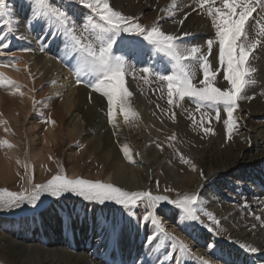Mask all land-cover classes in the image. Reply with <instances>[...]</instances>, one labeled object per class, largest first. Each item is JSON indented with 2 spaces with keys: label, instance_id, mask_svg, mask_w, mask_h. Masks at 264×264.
Here are the masks:
<instances>
[{
  "label": "rangeland",
  "instance_id": "374dc122",
  "mask_svg": "<svg viewBox=\"0 0 264 264\" xmlns=\"http://www.w3.org/2000/svg\"><path fill=\"white\" fill-rule=\"evenodd\" d=\"M6 2L9 5L12 26L15 31L12 33L8 32V28L6 26L8 17H5L3 20H0V38L5 36L8 37V42L4 40V43L9 44V48L5 50V54L10 53V55H6V57L11 58L14 54L16 60L14 61L15 68L11 66L3 68L10 71H17L18 69L19 72L22 71V69L24 71L26 69V82L18 83L22 85L25 83L24 86L26 87H29L28 85L31 84L32 87L30 89H35V91H32L35 94V101L41 102L35 105V109L32 107V111L35 112V116L27 117L33 121V129H28L29 126L22 117H18V122L14 123V128L13 130L11 129L9 133L4 132L3 130L1 131L2 128H0V140H6L13 145L11 148L6 145H0V158L11 159V161H13L12 163H14L12 169L15 173L14 177H12L9 182L3 183L0 181V189H7L11 192H19L25 187H31V185L27 183V177L25 176V165H28L26 163L27 146L32 145L35 149H42L44 147V136L46 134L45 129L48 125H53V123H48L47 121L51 119L55 122V120L51 118L50 114H52L54 107L60 102V98L48 94V91H46L48 87L47 84L44 85L43 82H38L30 78L31 75L28 63L25 62L22 57V54L25 53L22 49L28 47L18 46L11 48L13 39L20 34H24L31 38L29 47L35 50L33 52L42 53L39 49L43 39L35 37L34 33L36 26L41 23H32L30 21L31 0H6ZM171 2L172 0H110V4L115 8V10L120 11L126 16L138 17L139 22L145 26H151L153 23L159 22L162 30L167 33L175 35H182L183 32L190 33V35L184 37V39L190 41L192 44L204 46L203 50L207 51L205 41L214 36V29L211 26V19L206 15V11H201L199 8L198 0H178V7L172 16L160 11L162 8L170 5ZM55 3L67 8L68 11L76 17V22L78 24L88 14L87 9H84L75 3H71L70 0H55ZM217 6H219V0H217ZM185 13L190 14L187 20L190 19L191 24L188 26L186 25L183 29L182 27L184 24L181 26L176 21L182 19ZM254 16H256L257 19L260 18L257 13H254ZM252 23H255V21H252ZM4 27L7 28L6 35L3 32ZM198 31H201V33L196 36L195 33ZM47 35L48 37H51L50 33H47ZM249 35L254 36V33L249 31ZM56 38L58 41L57 51L62 55V37L58 36ZM72 54L74 53L69 52L67 57L58 59L53 53L50 55V58H52L55 63L65 66L66 60ZM115 54L124 55L128 63L134 65L136 68H140L146 66L148 63H151L162 71L169 70V62L167 59L162 54L153 52L152 46L148 45L142 37L125 35L124 47L122 49L115 50ZM217 55L218 46L214 47L213 54L210 57L214 66L218 65ZM255 56L256 58L253 59L251 63L252 66L258 70L254 77L256 84L249 87L246 92V96H253L254 99L249 100L245 98L239 101L240 107L237 113L240 125L239 132L234 134L231 140L226 139L225 127L222 120H212L210 126L215 130V134H205L198 126H193L191 115H195L197 120H199L200 114L196 112L195 102L189 98H185L181 101L180 106L170 107L167 103L166 88L163 90L162 94V92L158 90L161 88V82L156 80L155 77H150L147 84L139 78L134 79L131 76L127 77L126 81L129 90L133 92L130 85L134 86L137 92L143 95L147 106L144 111L142 109L140 111L139 108L137 109V106L135 107L136 104L134 102L133 92V96L130 98V104L132 109L138 113V119L130 118L127 123L124 121V124L130 133L129 141L134 143L136 146L134 148L135 151H130L131 156L135 157V152L139 155H141V153L146 154L147 150L151 149L159 157H161L162 160L167 162L169 166L175 169L176 173L190 174L199 172V169L201 168H199L201 159L200 151L203 150L207 160L213 159L221 150L227 151L230 156L229 162L236 157L240 158L243 152L246 154L248 153L249 155H255L259 152L260 147H264V47H259L255 52ZM3 59V57H0V60ZM0 73H3L1 69ZM199 78L202 77L199 69H197V83ZM74 80V83H76V78ZM79 86L86 89V91H90V89L85 87L83 84ZM79 86L76 84V87ZM217 86L221 88L227 87V82L222 79V73L220 74ZM4 90L5 89L0 86V93L8 99L11 98L8 91ZM20 91L23 92L22 90ZM157 105H159V107H157ZM173 112L175 113V120L171 118V113ZM212 115L214 116V113H212ZM208 126L209 125L205 123V127ZM250 129H253V132H250L252 131ZM54 130L56 139L60 142L57 147L52 146L53 151L49 154L51 158H47V164L42 161L37 169L27 168L28 176L34 177L33 183L46 182L52 177V175H55L58 172L60 166L63 167L64 173L69 177L71 166L76 165L72 161V158H69V155H72L74 158V156L79 153L81 154L77 159L78 165H76V168L79 170L76 176L105 182L103 177L95 178L94 175H87V172L89 171H92V174H97L98 169L100 168L99 153H90L85 150V146L83 145L90 135H96L95 132L89 129L86 133H80L78 136L65 135L64 137H61L59 135L60 130ZM28 135H32L33 141L31 143H27ZM173 135H175V139L169 140L168 138ZM251 138H254V142L257 146L253 145ZM246 140L249 142H246ZM157 143L161 145V148L156 147ZM117 147L119 149L121 160L124 164L126 163L125 165L129 168V162H127L124 153L118 145ZM44 152L45 154L48 153V151L46 152L43 148V153ZM181 154L185 158L190 159L192 163L196 165V171H192L188 164L181 163ZM17 160L21 163L17 164ZM250 170L251 166H243L238 167L237 169L234 168L226 175H212L200 186L201 196L206 197L209 192L213 193L214 190L211 189V187L214 185L216 179L223 178V180L226 181L225 188L231 186L232 183L235 182H245L244 186L247 184L249 185L248 181L242 180L241 178L249 174ZM261 171L264 173V170ZM156 173V177H153L150 181L151 191L156 192L155 194L159 191V194L167 195L170 198L175 196L179 189L170 186L166 187V185L160 181V178H164L161 169H159ZM22 177L24 178L22 179ZM157 181L159 182V189L157 188ZM165 188L173 189V191L165 192ZM223 201L225 203V205H222L223 215L217 216L214 212L209 210V206L204 205L205 211L213 213L220 221V236H214L212 240H210L213 241L216 239V248L212 255H209L204 242L201 243L200 246H195L193 243V240L199 238L198 235L200 234V231L206 230L199 224H197L195 228H188L183 224L178 226V211H168L166 215H164L162 222L168 220V223H165L167 225V230H165L172 235L179 237L178 239L183 241L188 246L189 250L192 248V250L189 251V254L190 252L193 253L192 258L189 254L184 255L180 253L178 246L176 249H173L171 242L168 240L162 241L161 239H157L151 245L148 244L147 236L150 234V230L152 228L151 224H148L146 227L138 226L137 224V216L143 215L142 210L147 207L146 203L140 205V207L136 209V216L129 217L127 212L120 206L88 203L73 198H55L52 201L46 202L38 209L21 211V213L18 211L10 214H0V260H5V256L10 257L13 252L11 247L2 251V247L7 244L6 240H13L19 245L26 244V241L28 242L30 238H33L31 239V244H36L44 249H47L50 246L51 238L54 234L53 230L61 232L63 235H70L73 227L84 229V226L89 225L91 228L95 229L94 238L101 241L104 240L107 245L115 244L118 235L123 229H126L132 233H136L139 239L138 241L150 249L149 255L152 251H162L163 254L171 251L175 253L176 264L177 260L179 261V264H199V260L196 258L200 257L209 261V264H222L220 260L215 258L218 256V251L231 243L233 246L239 248L238 244L241 242L236 241V243H233V240H231V243L228 245H221L224 239H219V237L229 240L232 234L239 230L238 228H243V225H238L234 226L233 230L227 229L224 223L237 213L239 214V223L248 217L255 219L254 216L249 215L250 212L255 213L256 215H264V200L261 201L258 208H255V211H253L250 207H245L247 203L244 204V202L243 205L234 200ZM215 203H217L216 200ZM227 204L230 208H226ZM166 206L168 205L164 206L165 209L171 208V206ZM161 211L164 210L162 209ZM168 213L174 215L176 219L171 218L172 221H170L171 219L169 218L167 219ZM202 219L205 223L209 222L207 217H202ZM196 229L199 232L196 233ZM217 240L220 244L217 243ZM65 249L67 252L75 253L74 248ZM201 250H205L202 255ZM86 254L97 264H138L134 258L128 262L127 259L124 258L123 253L120 254L119 259L110 253L109 258L111 257L112 259H108V247H106L105 250L98 248L96 252L95 249H88L86 250ZM255 262L259 264L258 262H261V259L257 258L255 259ZM145 264H148V262Z\"/></svg>",
  "mask_w": 264,
  "mask_h": 264
},
{
  "label": "snow or ice",
  "instance_id": "6c2138e0",
  "mask_svg": "<svg viewBox=\"0 0 264 264\" xmlns=\"http://www.w3.org/2000/svg\"><path fill=\"white\" fill-rule=\"evenodd\" d=\"M70 2L88 10V14L79 24L76 22V17L67 8L56 4L55 0H31L30 21L43 24L53 41L58 36L62 37V56L57 58L67 57L69 52L75 54L73 57L75 64L71 67L76 77V84L78 86L83 84L92 92L106 98L110 124L116 126L114 121L117 109L126 123L130 118L138 119V113L130 104L133 92L129 90L126 78L129 76L134 79L139 78L147 84L150 77H155L161 82V88L158 90L162 94L166 88L167 103L170 107L180 106L185 98L195 102L200 119L197 120L195 115L190 114L192 124L198 126L205 134H215V130L210 126L212 120L223 121L228 140L239 132L237 115L239 101L245 98L254 99L253 96H246L248 88L256 84L254 77L258 71L251 62L256 58V50L264 47V0H219V6L217 0H198L199 8L201 11H206L214 29V36L205 41L207 51L203 50L204 46L192 44L184 39L190 33L183 32L182 35L167 33L162 30L159 22L145 26L139 22L138 17L126 16L115 10L110 0H70ZM177 7L178 0H172L170 5L160 11L172 16ZM254 13L260 18L257 19ZM189 15L185 13L184 17L176 22L183 26ZM5 17H8L6 22L8 32H14L9 5L6 0H0V20ZM249 31L253 32L254 36H250ZM125 35L142 37L152 46L153 52L162 54L167 59L169 70L162 71L151 63L136 68L128 63L124 55L115 54V50L124 47ZM6 38V36L0 38V57L4 58L0 60V67L15 68L14 54L11 58L5 56V50L9 48V44L4 43ZM18 38L25 39L23 35ZM217 46L218 65L214 66L210 57L214 47ZM47 47L48 45L42 41L39 50L43 53ZM22 51L35 50L28 47ZM197 69L202 77L198 79V83ZM221 73L223 81L227 82L225 88L217 86ZM0 86L15 88L19 95H24L19 91L21 86L3 73H0ZM89 99L91 100V96ZM37 103L41 102L33 101L34 109ZM171 118L175 120L174 112L171 113ZM47 122L54 123L51 119ZM205 123L209 126L205 127ZM168 139L174 140L175 135ZM0 145L13 147L6 140H0ZM156 147L161 148V145L157 143ZM121 151L126 159L134 162L127 144L122 146ZM180 160L181 163L188 164L192 171H196V165L190 159L181 154ZM16 162L21 163L19 160ZM27 168L28 165H25V176L31 187L23 188L19 192L0 189V210L16 209L22 205L35 207L44 195L59 199L66 194H72L100 205L114 203L123 208L129 217L136 216V209L146 203L147 207L142 210L143 215L137 216V224L145 227L151 224L152 228L147 236L148 244L151 245L157 239L168 240L173 249L178 246L179 252L184 255L189 254L188 246L167 232L163 226V217L168 211H178V226L183 224L185 227L195 228L199 224L213 236H220V221L213 213L205 211L200 191L177 192L175 199L159 194V191L157 194L151 191H127L113 183L100 180L85 179L80 176L69 178L62 166L46 182L33 183L34 177L28 176ZM200 175L202 179H207L203 171ZM157 188L159 189L158 181ZM164 191L171 192L173 189L165 188ZM165 205L171 208L165 209ZM245 207L248 205L246 204ZM162 209L164 211H161ZM249 215L261 221L260 226L264 227V215H256L252 212ZM202 217H207L209 222L205 223ZM252 227L255 228L256 225ZM238 246L247 253L255 254L260 251L257 246L250 243L241 242ZM206 248L209 255H212L215 252L216 241L206 242ZM166 255L169 259L174 258V253L171 251ZM215 258L222 264H230V261L224 259L223 253ZM196 259L199 260V264H209V261L202 257ZM177 264H179L178 260Z\"/></svg>",
  "mask_w": 264,
  "mask_h": 264
},
{
  "label": "bare ground",
  "instance_id": "6f19581e",
  "mask_svg": "<svg viewBox=\"0 0 264 264\" xmlns=\"http://www.w3.org/2000/svg\"><path fill=\"white\" fill-rule=\"evenodd\" d=\"M189 24H191L190 19L185 21L182 28L184 29L185 26H188ZM6 30L7 28L4 27L3 32L5 35L7 34ZM46 32L47 30L43 24L36 26L34 30L35 37L43 39V42L48 45L46 51L43 53L25 52L22 54V57L25 62L28 63L31 78L35 81L43 82L44 85L47 84L48 87L46 91H48V94L59 97L60 102L54 107L52 114H50L55 122L53 125L51 124L52 126L48 125L45 129V145L43 148L46 152L48 151V153H43V148L35 149L32 145L27 146L26 163L29 165V168L37 169L42 161L47 164V158L50 157L49 154L53 151L52 146L57 147L60 142L56 139L54 129L60 130L59 135L61 137H64L65 135L78 136L80 133H86L91 129L96 135H90L83 145L85 146L86 151L96 154L99 153L100 168L98 169L97 174H92V171H89L87 172V175H94L95 178L103 177L105 183H113L127 191H151L150 181L153 177H156V172L161 169L164 178H160V181L164 183L166 187H176L179 189L178 192L180 193H192L200 191V186L212 175H226L234 168L237 169L238 167L251 166L250 173L241 178L242 180L248 181L249 185L247 184L244 186L245 182H235L232 183L231 186L225 188L226 181L223 180V178L216 179L214 185L211 187V189L214 190L213 193L209 192L206 197L201 196V199L204 201V205L209 206V210L214 212L217 216L224 214L222 211V205H225L223 200H234L239 204H243V202L244 204L247 203L248 207L253 209V211H255V208L259 207L261 201L264 200V175H262L264 173L261 171L264 170L263 146L260 147V151L255 155H249L248 153L246 154L243 152L240 158L236 157L231 162H229L230 156L227 151L221 150L213 159L209 160L206 159L204 150L200 151L201 159L199 158V168H201L198 173H176L175 169L169 166L167 162L162 160L161 157L151 149H148L146 154L141 153V155L135 152V157H132L134 162H130L127 159V162H129L128 168L125 165L126 163L124 164L120 158L117 145L119 148H122L124 144H127L130 151H135L134 148L136 146L129 141L130 133L124 124L122 115H119L117 109L114 121L116 126L114 127L108 120V105L106 98L102 97L100 94L92 92L91 90L86 91V89H83L81 86L76 87V83H74L76 77L71 67L75 64V60L73 59L75 54L68 57L65 66L55 63L52 58H50V55L54 53L57 57L62 56L57 51L58 41L57 38L53 41L51 37H48ZM199 33H201V31L195 33L196 36L199 35ZM20 35H23L25 39H19L18 37ZM20 35L13 39L11 48L30 46L31 38L24 34ZM7 38L5 39L6 42H8ZM6 55H10V53L5 54V56ZM0 69L6 77L21 86L19 91L22 90L25 95H19V92H17L15 88L2 86L3 89L8 91L11 98L8 99L0 93L1 131L3 130L4 132L9 133L11 129L13 130L14 123L18 122V117H22L23 120L26 121V124L29 126L28 129H33V121L27 117L35 116V112L32 111L35 94L30 89L32 87L31 84L28 85L29 87H26L24 86L25 83L24 85L18 83L26 82V69L25 71L22 69L20 72L18 70L10 71L3 67H0ZM130 88L134 92L135 107L137 106V109L139 108L140 111L141 109L144 111L147 106L143 95L139 94L134 86L130 85ZM90 96L91 100L89 99ZM250 130V132H253V129ZM251 140L253 145L257 146L254 142V138H251ZM27 141V143L33 141L32 135H28ZM80 154L81 153L77 154L74 158L72 155H69V158H72V161L78 165L77 159L80 157ZM12 162L11 159L0 158V181L3 183L9 182V180L14 177L15 173L12 169L14 163ZM76 165L71 166L69 173L70 178H74L79 170L76 168ZM201 171H203L204 176L207 177V179L201 178ZM151 192L153 194L156 193L153 191ZM61 198H73L85 201L81 197L72 194H66ZM175 198L176 195L172 196V199ZM53 199L55 198L44 195L35 207L31 205H22L20 208L16 209L0 210V214L31 211L40 208L46 202L52 201ZM215 200L217 203H215ZM104 205L117 206L114 203H106ZM226 208H230L228 204L226 205ZM168 218L176 219L175 216L170 213L167 214V219ZM238 218L239 214L237 213L235 216L230 217L224 225L227 229L232 230L234 226L238 225H243V228H238L239 230L232 234L229 240L219 237V239L225 240H223L221 245H228L231 243V240H233L250 243L257 246L260 251L255 254L247 253L244 250L233 246L231 243L223 249H220L218 251V256L223 253L224 259L230 261V264H257L255 262V259L257 258L261 259V262H258L259 264H264V227L260 226L261 221L248 217L239 223ZM170 221H172V219ZM165 223H168V220L163 222V226L167 230V225ZM253 225H256V227L253 228ZM71 231L72 233L70 235H63L61 232L53 230L54 234L51 238L50 246L47 249L36 244H31L30 242L33 238H30L28 242L26 241V244L19 245L13 240H6L7 244L2 247V251L11 247L13 252L10 257L5 256V260H0V264H97L86 254V250L95 249L96 252L98 248L105 250L106 247H108V255L106 254L108 259H112L111 257L109 258L110 253L117 257V259H119L120 254L123 253L124 258L127 259L128 262L134 258L138 264H145L147 262L148 264H176L174 252V258L172 259H169L166 254L162 253V251H152L149 255L150 249L138 241L139 239L136 233H132L126 229L121 231L117 237L116 243L113 245H107L104 240L101 241L95 239V229L91 228L89 225L84 226V229L73 227V230ZM197 232L199 231L196 229V233ZM198 237V239L193 240L195 246H200L203 242L205 244L206 242H211L210 240H212L214 236L202 230ZM217 243L220 244L218 240ZM65 248H74L75 253L67 252ZM191 250L192 248H190V251ZM204 251L205 250H201V255L204 254ZM189 255L192 258L193 253L190 252Z\"/></svg>",
  "mask_w": 264,
  "mask_h": 264
}]
</instances>
